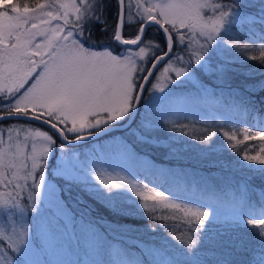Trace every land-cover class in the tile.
<instances>
[{
  "label": "snow or ice",
  "instance_id": "snow-or-ice-1",
  "mask_svg": "<svg viewBox=\"0 0 264 264\" xmlns=\"http://www.w3.org/2000/svg\"><path fill=\"white\" fill-rule=\"evenodd\" d=\"M0 264H264V0H0Z\"/></svg>",
  "mask_w": 264,
  "mask_h": 264
},
{
  "label": "trees",
  "instance_id": "trees-1",
  "mask_svg": "<svg viewBox=\"0 0 264 264\" xmlns=\"http://www.w3.org/2000/svg\"><path fill=\"white\" fill-rule=\"evenodd\" d=\"M34 1H36V0H34ZM39 1H42V2H43L44 0H39ZM39 1H38V2H39ZM126 2H127V0H126ZM78 3H79V2H78ZM112 13H113V9H112V7H111V5H110V6H109V10H108V16H109V19H110V20H109V32H111V25H112V21H111V19L113 18ZM126 19H127V16H126ZM126 31H127L128 35L131 36L132 33H133V31H134V28L129 27V28L126 29ZM154 31H155V29H149V34L151 35ZM107 35H108V34H107L106 32L101 31V25H99V24L93 25V37H94V39H96L98 42H99V41L107 40V39H108V36H107ZM258 54H259L258 51L247 53V55H258ZM190 119H196V120H199L200 117H195V118L190 117ZM236 119H237V120L247 119V123H246V124H243V123H241V124H237V125H236L237 127H246V126L252 125V124L255 122L251 116L246 117V118L243 117V116H240V117H237ZM203 126H204L203 124H196L195 127H196L197 130H199V129H201ZM226 130H227V129H226ZM259 130H262V129L259 128V127H253V131H259ZM238 139H243V137H242V136H238ZM245 144L248 145L249 147L255 149L254 151H250L249 154L255 155V154H256V151H259V147H260L259 138H257V139L254 140V141H250V142H247V141H246ZM240 148L243 149V148H244V145H241ZM254 184H255L257 187H259L260 184H261V181H260L259 179H256V180L254 181ZM255 198H256V197H255V195H254V196H253V199H255Z\"/></svg>",
  "mask_w": 264,
  "mask_h": 264
},
{
  "label": "rangeland",
  "instance_id": "rangeland-1",
  "mask_svg": "<svg viewBox=\"0 0 264 264\" xmlns=\"http://www.w3.org/2000/svg\"><path fill=\"white\" fill-rule=\"evenodd\" d=\"M39 0H36V1H34V0H29V4H30V6H35V4L36 3H43V2H46V0H44L43 2L42 1H39ZM8 2L9 3H11V2H13V0H8ZM65 2H67V0H65ZM77 2H79V0H77ZM134 2H135V0H133V4H134ZM49 9H45V11H48ZM130 11H136V9H135V7H133L132 9H130ZM72 18H74V17H72ZM38 40H39V38H38ZM185 123L187 122V121H184Z\"/></svg>",
  "mask_w": 264,
  "mask_h": 264
}]
</instances>
